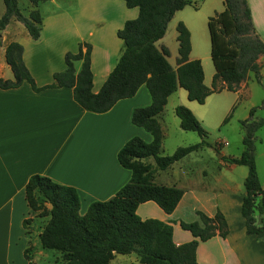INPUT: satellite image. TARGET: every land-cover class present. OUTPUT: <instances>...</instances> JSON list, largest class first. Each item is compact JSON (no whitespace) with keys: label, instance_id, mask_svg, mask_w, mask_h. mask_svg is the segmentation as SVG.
<instances>
[{"label":"crops","instance_id":"0c3cea01","mask_svg":"<svg viewBox=\"0 0 264 264\" xmlns=\"http://www.w3.org/2000/svg\"><path fill=\"white\" fill-rule=\"evenodd\" d=\"M247 3L255 32L264 41V0H247ZM60 4L61 0L38 4L42 30L36 40L29 35L24 24L14 18L0 30V77L13 79L5 60V48L10 42L23 46V61L37 86L51 83L53 73L65 68V54L76 52L78 44L86 42L91 45L92 90L98 92L123 47L117 31L126 20L137 17L138 8L128 7L123 0H67L65 5ZM32 8L30 1H25L24 15L27 16ZM224 9L223 0H201L195 6L187 4L174 12L164 35L155 43L159 50H167L166 58L173 71L181 64L178 62L177 26L182 23L190 39L186 61L199 60L202 81L204 85L212 86L216 69L211 56L208 19ZM4 10L0 0V17ZM203 17H206L205 25ZM257 62L259 66L264 63V54ZM81 64L82 60L74 61L75 73ZM256 80L255 73L250 72L237 91L214 90L202 103L191 100L186 88L178 85L157 116L163 132L160 153L170 154L179 145L200 141V137L188 135L187 132L193 130L180 127L175 114L177 105L186 106L195 115L201 113V117L196 115L201 122L207 118L206 114L214 111L217 123L221 119L225 123L228 115L219 116L228 114L233 104L222 105L221 98L214 96L221 92L250 95L256 88ZM206 102L210 108L203 107ZM150 103L151 96L145 84L140 85L133 96L118 100L102 113L90 112L80 106L69 86L36 92L23 81L15 88H0V264H36L35 254L43 255L39 234L48 217H37L28 205L25 186L29 177L39 174L74 187L80 197L79 213L82 215L92 201L112 198L131 177V171L117 159L119 149L133 136L146 143L152 141L148 131L131 121L135 108ZM167 115L169 117H165ZM249 115L237 117V129L234 125V131L238 132L236 150L230 149L229 142L221 139L217 141L221 144V155H217L212 146H204L185 154L167 169L154 173V183L184 191L171 213L164 212L153 201L140 203L136 209L141 219L154 218L170 224L177 245L194 239L189 230L181 227V222L199 221L197 210L209 217L219 210L226 220L228 233L224 238L215 234L198 243L196 258L201 264H264V231L248 234L241 212L249 168L222 158L241 154L244 135L241 121L250 118ZM204 130L208 141V132ZM172 134L184 142L166 147V140ZM223 142L226 145L222 146ZM144 161L154 164L151 157ZM256 170L264 189V172L261 174L257 167ZM255 216L258 224L264 225V212L259 214L256 211ZM26 248H29L28 252H25ZM109 264L141 263L135 253H116Z\"/></svg>","mask_w":264,"mask_h":264},{"label":"trees","instance_id":"16d2710c","mask_svg":"<svg viewBox=\"0 0 264 264\" xmlns=\"http://www.w3.org/2000/svg\"><path fill=\"white\" fill-rule=\"evenodd\" d=\"M5 10L0 17V29L11 19L21 21L29 35L38 39L42 30V15L38 4L47 0H29L33 8L24 16L18 0H2ZM128 7H137L138 15L124 22L117 35L123 41L117 62L98 92H93L91 70V45L79 44L77 52L64 56L65 68L53 73V81L37 86L23 61V46L10 42L5 48V60L11 68L13 79L0 77V88L18 87L23 81L38 92L51 87L73 88L75 101L85 110L102 113L109 110L118 100L135 94L145 84L151 103L133 110L131 121L152 135L146 143L138 136L131 137L119 149V163L131 171L129 181L116 194L105 201H92L82 215L79 213L80 197L77 190L52 180L48 176L34 174L29 177L25 194L28 205L37 217H48L39 234L41 247L57 250L64 264H109L116 253H135L141 264H201L196 258V248L218 234L222 238L228 233L223 214L217 210L209 217L196 211L199 221L181 222L194 239L183 244L173 241L172 226L164 221L141 219L136 209L145 201L155 202L164 212L171 213L184 191L175 186L158 185L153 182L154 173L171 166L185 154L211 146L206 132L194 114L184 105L175 107V114L184 130L196 131L200 141L177 147L171 154L160 153L163 132L157 116L162 112L168 96L178 85L188 91V97L200 103L214 90L227 88L237 91L250 72L259 79L260 66L257 59L264 54V41L256 34L247 0H223L225 9L208 19L211 40V56L216 69L212 86L204 85L202 64L199 60L186 61L190 49L189 32L179 23L180 66L173 71L166 54L159 50L156 41L167 28L174 12L191 0H123ZM82 60L81 68L75 73L74 61ZM241 121L244 135L243 150L237 157H222L224 160L248 166L245 180V195L241 212L245 218L246 232L259 234L264 225L257 222L255 212H264V189L259 181L254 158V138L262 121ZM153 158L154 164L144 161ZM25 220V224L27 223ZM29 248L25 250L28 252Z\"/></svg>","mask_w":264,"mask_h":264},{"label":"rangeland","instance_id":"374dc122","mask_svg":"<svg viewBox=\"0 0 264 264\" xmlns=\"http://www.w3.org/2000/svg\"><path fill=\"white\" fill-rule=\"evenodd\" d=\"M25 1L27 0H19V6L22 8L21 12L23 15H24L23 5ZM66 1L67 0H61L60 5H65ZM192 2L197 3V2H201V0H192ZM199 12H202V10H199ZM205 18L206 17L202 18L203 25H205ZM205 34L207 36V31ZM79 44H78V47H79ZM78 47L76 48V52L78 50ZM255 87L256 88L251 91L250 95L236 96L232 92H221L220 94H216L214 96V97L221 98L222 105L227 104L228 106H230L231 104H233V107L231 108L228 114L219 116V117H225L228 115L229 117L228 121L225 123H222V119L220 120L221 122L219 121L220 123H217V119L215 118L216 114L214 113V111H210V113L206 114L205 117L207 118L204 119L203 122H201L197 118V116L198 117L202 116L201 113L196 112V115H197L196 116L191 110L190 111L194 114L196 119L199 120L201 126L204 129H206V131L208 132V141L211 143V146L215 149V152L217 153V155H219L221 144L220 145L217 144V141L221 139L225 140L224 142L226 141L229 142L230 149L236 150V147L238 146V144L236 143V141L238 140L237 138L238 132L234 131V125L236 127L235 129H237L238 127L237 117H248L249 111L251 109H254L252 119L256 121H259V120L262 121V125L256 130L255 138H254L255 163H256V167L259 169L260 173L262 174L264 172V63H261L260 65L259 79L256 80ZM204 105L203 107H208V108L211 107V105H209V103L207 102ZM165 117H169V115ZM187 133L188 135L191 134L196 138L199 137L197 132L191 131ZM180 138L181 137H177L174 134H172L170 137H168V140H166L165 146L168 147L176 143L180 144L181 142H184L183 139H180ZM171 140L174 142L171 143ZM224 142L222 146L226 145ZM179 146H183V145H179ZM38 248H39V245L37 246V249ZM40 248L43 251V255L35 254L36 264H63L64 263V261H62L61 253L59 251L53 250V249H45V248H42L41 245H40Z\"/></svg>","mask_w":264,"mask_h":264},{"label":"water","instance_id":"95a60500","mask_svg":"<svg viewBox=\"0 0 264 264\" xmlns=\"http://www.w3.org/2000/svg\"><path fill=\"white\" fill-rule=\"evenodd\" d=\"M219 155H221V154L219 153Z\"/></svg>","mask_w":264,"mask_h":264}]
</instances>
